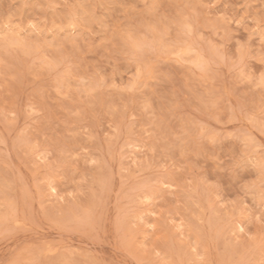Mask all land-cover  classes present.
<instances>
[{
	"label": "rangeland",
	"instance_id": "obj_1",
	"mask_svg": "<svg viewBox=\"0 0 264 264\" xmlns=\"http://www.w3.org/2000/svg\"><path fill=\"white\" fill-rule=\"evenodd\" d=\"M0 264H264V0H0Z\"/></svg>",
	"mask_w": 264,
	"mask_h": 264
}]
</instances>
